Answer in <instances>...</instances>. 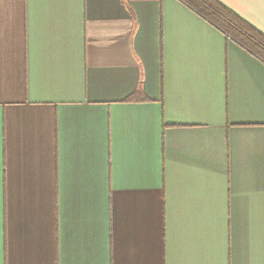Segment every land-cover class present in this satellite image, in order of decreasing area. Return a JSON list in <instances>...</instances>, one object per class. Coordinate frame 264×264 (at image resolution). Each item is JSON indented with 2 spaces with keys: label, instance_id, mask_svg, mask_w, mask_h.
<instances>
[{
  "label": "crops",
  "instance_id": "1",
  "mask_svg": "<svg viewBox=\"0 0 264 264\" xmlns=\"http://www.w3.org/2000/svg\"><path fill=\"white\" fill-rule=\"evenodd\" d=\"M0 264H264V63L179 0H0Z\"/></svg>",
  "mask_w": 264,
  "mask_h": 264
},
{
  "label": "trees",
  "instance_id": "2",
  "mask_svg": "<svg viewBox=\"0 0 264 264\" xmlns=\"http://www.w3.org/2000/svg\"><path fill=\"white\" fill-rule=\"evenodd\" d=\"M264 63V35L217 0H179Z\"/></svg>",
  "mask_w": 264,
  "mask_h": 264
}]
</instances>
